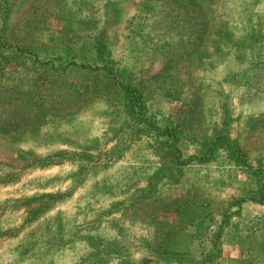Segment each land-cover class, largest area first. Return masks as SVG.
I'll return each instance as SVG.
<instances>
[{
	"label": "rangeland",
	"instance_id": "rangeland-1",
	"mask_svg": "<svg viewBox=\"0 0 264 264\" xmlns=\"http://www.w3.org/2000/svg\"><path fill=\"white\" fill-rule=\"evenodd\" d=\"M127 93L186 156L226 117L264 163V0H0V264H166L209 247L228 208L213 264H264V204L230 208L249 183L219 149L133 197L174 155L122 136ZM97 153L76 184V156Z\"/></svg>",
	"mask_w": 264,
	"mask_h": 264
},
{
	"label": "trees",
	"instance_id": "trees-1",
	"mask_svg": "<svg viewBox=\"0 0 264 264\" xmlns=\"http://www.w3.org/2000/svg\"><path fill=\"white\" fill-rule=\"evenodd\" d=\"M125 90H129L125 87ZM126 109L128 111V116L133 122V128H128L130 130H124L122 136L126 133H131V137L134 140L140 139V135L147 134L151 145L162 146L170 150V154L173 156V169L172 168H157L155 172L149 176L147 179V185L140 190H137L133 197L139 194L149 193L153 187L157 185L169 183V180H173L175 176H169L168 171L180 172L182 167L189 165H206L211 163V158H213V153L215 150L219 149L224 155V159L233 167L239 169L241 173L247 179L249 185L245 189L241 200H234L231 202L230 208L238 206L240 201H250L256 204H264V163L261 159H256L253 164H251L249 158H247L242 152L239 151L237 143L231 141L227 134V123L226 117L222 121L218 128H215L213 135L209 138V143L202 148L199 152L192 154L190 157L186 156L185 150L182 146V140H180L179 132L176 131L170 125H164L166 121L159 118L156 114L152 116L147 112L145 103L142 101V97L138 95L126 94ZM129 131V132H127ZM190 141V140H189ZM193 145L195 143L192 142ZM152 147V146H151ZM218 155V154H217ZM99 159V160H98ZM107 160V158H105ZM76 161L80 163L73 174V179L76 184L84 181L88 177V173L98 170V153L95 155H77ZM102 163L104 160H101ZM97 163V164H96ZM182 171V170H181ZM59 196V195H58ZM57 196V197H58ZM128 200V199H127ZM129 202H132V197H130ZM229 208L226 212H223L222 218L219 222H216L213 218H209L205 222L204 231L208 235L209 247H195L193 245H187L183 252L172 253L168 251L161 255L162 259L166 264H213L214 260L218 257L220 252V244L227 241L222 237V232L228 223V217L226 216ZM212 227L213 232L208 234V228ZM237 228H230L229 231L232 234L237 233ZM239 235V234H238ZM231 236L230 239H239V236ZM196 254V255H195Z\"/></svg>",
	"mask_w": 264,
	"mask_h": 264
}]
</instances>
